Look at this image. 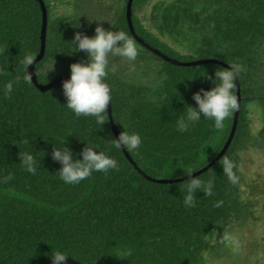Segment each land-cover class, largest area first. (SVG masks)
<instances>
[{
    "label": "trees",
    "instance_id": "trees-1",
    "mask_svg": "<svg viewBox=\"0 0 264 264\" xmlns=\"http://www.w3.org/2000/svg\"><path fill=\"white\" fill-rule=\"evenodd\" d=\"M43 1L48 18L45 52L34 67L39 84L69 76L72 63L85 62V52L70 55L76 32L91 37L99 25L125 31L134 40L137 60L110 58L107 82L118 135L123 129L137 132L143 143L132 152L114 149L111 138L117 136L108 108V121L98 130L94 118L76 117L63 105L64 80L45 91L25 82L22 60H35L41 51V5L0 0V66L6 70L9 61V72L0 75V264H51V249L68 253L66 264H214L225 247L231 249L221 242L223 235L257 218L255 205L244 197L240 165L242 153L256 142L249 107L255 101L264 106V0H133L135 33L151 47L183 63L214 59L241 69L234 138L204 171L224 148L235 113L222 130L201 120L185 133L177 130L175 113L185 103L195 106L193 93L213 87L197 77L203 70L211 75L227 67L172 64L140 44L128 25L129 0H108L88 15L80 3L84 0H69L71 11L62 14L54 8L63 0ZM51 65L55 68L48 71ZM17 74L19 82L5 95V85ZM64 136L74 158H81L89 143L116 158L120 170L66 185L56 174L60 164L51 157L54 143ZM25 151L40 162L35 175L19 163L18 153ZM224 159L235 163L238 184L222 173ZM192 162L199 167L192 177L213 180L214 189L211 196L197 193L196 207L186 208L183 182L189 177L181 168ZM9 174L13 178L5 180ZM260 220L264 224V212ZM261 236L255 264H264V225ZM227 249L224 256L230 257Z\"/></svg>",
    "mask_w": 264,
    "mask_h": 264
},
{
    "label": "clouds",
    "instance_id": "clouds-1",
    "mask_svg": "<svg viewBox=\"0 0 264 264\" xmlns=\"http://www.w3.org/2000/svg\"><path fill=\"white\" fill-rule=\"evenodd\" d=\"M94 31L95 34L91 37L76 32L73 39L70 40L72 46L70 55L82 51L86 53V60L83 63H72L69 66L70 77L62 82V89L66 98V103L63 105H66L67 109L71 110L76 117L94 118L95 123L98 125V130L108 121L107 108L112 101V89L107 82L110 58L121 57L129 62H135L139 51L134 40L125 31L108 30L99 25ZM33 61V57H26L21 62L22 76L25 82L28 83L32 82L28 68L33 64ZM8 65L6 70L3 66H0V75L5 74V71L9 72ZM228 65L229 67L227 68H215L211 75L206 70H203L197 76H203L210 80L213 87L208 90L202 88L198 92L193 93L192 99L195 101V106L185 103L183 110L175 113L176 127L179 132H188L201 120L211 121L216 129L222 130L225 127V121L231 119L233 114L237 112L239 103L236 88L241 69L236 65ZM197 77L187 80H193ZM20 78L21 75L17 74L14 80L7 82L5 95H11L14 85L19 82ZM178 100L183 103L180 96ZM185 106H187L186 113L184 112ZM66 136L61 138L58 145L54 143L51 152L52 159L60 164L56 174L66 185H79L96 172L107 174L112 170H120V163L116 158L99 151L97 147L89 143H86V147L80 151L79 156L81 158H74L73 151L65 144ZM23 143L28 144L29 142L24 140ZM142 143L143 140L139 133L129 132L124 129L120 132L118 138H111L112 147L117 151H136L141 148ZM18 158L25 171L32 175L37 173L40 162L37 161L33 154L28 151L19 152ZM221 166L223 169L222 173L227 177L228 181L233 185L238 184L239 177L235 163L229 159H224ZM181 169L189 177L188 180L183 182L185 193L183 204L186 208H194L196 207L197 193L203 192L204 195L211 196L214 182L211 179L205 181L200 179L199 176L192 177V174L199 170L196 162H192ZM12 178V175L9 174L5 180H11ZM220 203H217L216 207H220ZM221 242L233 246L234 252L239 251L238 242L230 234L223 235ZM48 255L51 259V264H66V260L71 257L64 251H53L52 249Z\"/></svg>",
    "mask_w": 264,
    "mask_h": 264
},
{
    "label": "rangeland",
    "instance_id": "rangeland-1",
    "mask_svg": "<svg viewBox=\"0 0 264 264\" xmlns=\"http://www.w3.org/2000/svg\"><path fill=\"white\" fill-rule=\"evenodd\" d=\"M68 1L63 0V2L58 3L54 12L56 14L70 12L71 7L67 4ZM80 3L86 9H84V14L88 15L90 11L97 12L101 4L102 6L107 5L108 0H84L83 3ZM148 9L146 8V15L149 13ZM54 68L52 66L51 69ZM249 108L252 110L250 132L256 142L246 152L242 153L240 170L246 183L242 186L244 197L255 205L257 218L245 227H238L236 232L231 235L238 242L240 254H235L233 246L229 245L232 250L225 247V251L226 249L229 250L230 257H225L227 251H224L222 256L214 258V264H255L259 254L261 255L258 250V241L262 239L261 233L264 225L263 221L260 220V214L264 212V145L261 141L264 138V106L255 101L251 103Z\"/></svg>",
    "mask_w": 264,
    "mask_h": 264
},
{
    "label": "water",
    "instance_id": "water-1",
    "mask_svg": "<svg viewBox=\"0 0 264 264\" xmlns=\"http://www.w3.org/2000/svg\"><path fill=\"white\" fill-rule=\"evenodd\" d=\"M37 1L41 5V9H42V13H43V25H42V30H41V40H42V42H41V51H40V54L38 55V57L33 61V64L29 66L28 72L31 75V78H32V81L34 82V84L40 90L45 91V90L50 89L56 83L68 79L70 77V75L57 78L54 81H52L51 83H49V84H39L38 81H37V78H36V75H35V71H34V67H35L36 62H38L43 57L44 52H45V40H46L47 18H48L47 17V9H46L44 1L43 0H37ZM132 3H133V0H129V2L127 4V21H128V25H129V28L131 30V33H132V35L135 37V39L140 44H142L143 46H145L146 48H148L152 52L156 53L157 55H159L160 57H162L166 61H168V62H170L172 64H176V65H183V66L188 65V66H190V65H198V64H202V63H204V64H206V63H219V64L224 65L225 67H229L227 64H225L223 62H220L218 60H214V59H205V60H199V61H194V62H189V63H183V62L177 61L175 59H172V58L168 57L167 55L163 54L158 49H155V48L151 47L149 44L145 43V41L143 39L139 38L136 35V33H135V29H134L133 21H132ZM236 93H237V96H238L239 109L234 114V121H233V126H232V129H231V132H230V136H229L224 148L220 152V154L207 167H205L203 169V171L207 170L210 166H212L214 163H216L223 156V154L226 152V150L228 149L229 145L231 144V142H232V140L234 138V135H235V132H236V129H237V125H238V119H239L240 107H241V90H240V83H239L238 79H237ZM108 112H109V116H110L113 132L115 133V135L118 138L119 135H118V132L116 130V126H115V124L113 122V119H112L111 106L110 105L108 106ZM126 155L129 158V160L131 162H133L132 158L130 157V155L127 152H126ZM134 165L138 169V167L136 166L135 163H134ZM141 173L143 174V172H141ZM194 175L195 174H193L192 176H194ZM162 182H167V181H162Z\"/></svg>",
    "mask_w": 264,
    "mask_h": 264
}]
</instances>
